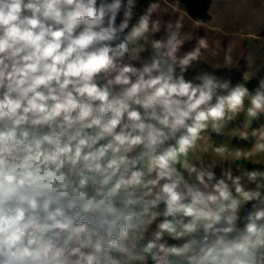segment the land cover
<instances>
[{"label":"clouds","instance_id":"clouds-1","mask_svg":"<svg viewBox=\"0 0 264 264\" xmlns=\"http://www.w3.org/2000/svg\"><path fill=\"white\" fill-rule=\"evenodd\" d=\"M136 8L0 0V264H264V76L186 79L207 39Z\"/></svg>","mask_w":264,"mask_h":264},{"label":"rangeland","instance_id":"rangeland-1","mask_svg":"<svg viewBox=\"0 0 264 264\" xmlns=\"http://www.w3.org/2000/svg\"><path fill=\"white\" fill-rule=\"evenodd\" d=\"M157 3L160 8L154 18L161 21V31L156 38L164 36L163 25L166 20L175 21L179 17L182 35L192 37L182 46V51L191 50L201 37L207 39L208 48L202 50L199 65H194L189 70L186 79H192L197 72L210 71L230 78L235 84L242 80L245 73L251 80L248 85L251 89L257 84L256 77L264 76V0H211L208 9L209 20L202 22L199 29L195 26L197 21L191 19L181 6L179 13L172 11L176 5L173 0H157ZM145 9L137 5L134 10L136 17L138 18ZM132 23H135V20ZM147 42L146 39L145 43ZM149 52L142 55L146 57ZM226 54L230 59H226ZM242 119L243 116L230 127L238 126ZM262 122L264 118L253 126Z\"/></svg>","mask_w":264,"mask_h":264},{"label":"trees","instance_id":"trees-1","mask_svg":"<svg viewBox=\"0 0 264 264\" xmlns=\"http://www.w3.org/2000/svg\"><path fill=\"white\" fill-rule=\"evenodd\" d=\"M176 2V0H173ZM154 0H137V5L147 8ZM211 0H180V6L194 21L207 22L209 20L208 9ZM119 19L117 23H119Z\"/></svg>","mask_w":264,"mask_h":264},{"label":"crops","instance_id":"crops-1","mask_svg":"<svg viewBox=\"0 0 264 264\" xmlns=\"http://www.w3.org/2000/svg\"><path fill=\"white\" fill-rule=\"evenodd\" d=\"M229 139L227 140V138H223V142L225 143H230L232 147H241V148H245V149H250L251 148V141H236L235 139H233V141H230V137L232 136V133L229 130H225ZM214 139H216V143L219 144L221 142V138H216L214 137ZM211 159H213L214 162L216 163H222V160L220 157L215 156L214 154H211ZM208 157H206L207 159ZM253 162H249L248 160H244V159H240L237 161V164L242 166V171L244 167H247L249 170H252L256 167H258L262 162H264V156H259V154H253V158H252ZM224 167H227V163H225L223 165ZM220 166L218 165L217 168L215 169L216 175L217 177L220 176ZM233 169H234V174H239L235 172V165H233ZM161 207H163V205H161Z\"/></svg>","mask_w":264,"mask_h":264}]
</instances>
